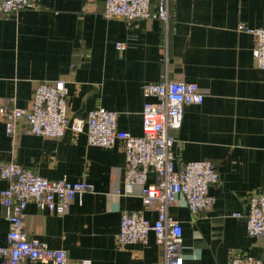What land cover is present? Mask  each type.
<instances>
[{"label": "crops", "instance_id": "0c3cea01", "mask_svg": "<svg viewBox=\"0 0 264 264\" xmlns=\"http://www.w3.org/2000/svg\"><path fill=\"white\" fill-rule=\"evenodd\" d=\"M36 2L33 9L0 17V102L25 108L38 82L62 81L70 118H86L102 107L115 113L119 129L139 136L143 105L155 100L144 96L145 84L196 83L204 98L184 108L174 132V163L208 160L219 179L210 188L214 200L207 212L191 214L181 198L168 208L182 227L184 264H229L237 255L264 260V239L249 236L245 219L250 197L264 194V69L254 63L255 38L246 30L264 29V0H169L166 23L106 18L105 0ZM18 127L8 135L0 120V164L15 162L51 181L91 186L76 194L62 216L29 203V238L63 249L67 264L160 260L152 233L145 243L117 241L123 213L141 210L156 219L153 206L141 200L140 186L124 181L122 140L93 146L85 132L45 138L23 123ZM153 181L148 173L147 183ZM5 186L0 174V191ZM8 230L0 204V246Z\"/></svg>", "mask_w": 264, "mask_h": 264}, {"label": "built area", "instance_id": "2783aa9c", "mask_svg": "<svg viewBox=\"0 0 264 264\" xmlns=\"http://www.w3.org/2000/svg\"><path fill=\"white\" fill-rule=\"evenodd\" d=\"M36 3V0H0V17L33 9ZM103 16L157 19L166 23L170 17L169 0H105ZM246 30L255 38L254 63L264 69V29ZM116 48L123 49L124 44L117 43ZM143 94L155 100H147L143 105L139 136L119 129L115 113L102 107L90 110L86 118H70L67 89L62 81L38 82L25 108L0 102V120L8 135L17 134L18 125L23 123L26 131L45 138H60L70 130L85 132L87 142L93 146L110 147L115 140H122L126 158L124 181L140 186L141 200L144 205L153 206L156 219H146L141 210L123 213L117 241L145 243L152 233L155 245L162 252L155 264H184L182 227L168 215V208L181 198L191 214L207 212L214 200L210 188L217 184L219 176L208 160L185 162L176 167L172 147L185 106L201 103L204 95L194 82L168 79L145 84ZM151 172L154 181L148 184L147 175ZM0 174L6 182L0 191V204L9 221L6 244L0 246V264H22L24 259L67 264L63 249L50 248L26 235L25 209L32 203L38 209L62 216L68 212L76 194L91 190L90 184L63 179L51 181L15 162H2ZM245 219L249 236L264 239V194L250 197ZM229 264H264V260L237 255Z\"/></svg>", "mask_w": 264, "mask_h": 264}]
</instances>
